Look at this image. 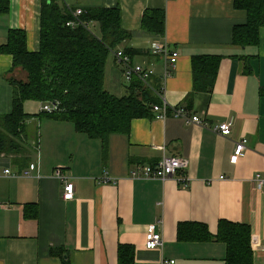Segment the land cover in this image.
Masks as SVG:
<instances>
[{
    "label": "crops",
    "instance_id": "1",
    "mask_svg": "<svg viewBox=\"0 0 264 264\" xmlns=\"http://www.w3.org/2000/svg\"><path fill=\"white\" fill-rule=\"evenodd\" d=\"M62 1L74 9L118 6L123 28L131 33L120 50H136L134 64L154 69L149 89L156 104L162 103L158 92L164 86L171 107L205 118L207 127L172 113L158 118L152 111L103 145L73 123L41 114L42 102L26 101L27 138L38 149L28 160L0 155V264H63L53 248L72 264H119L121 245L132 247L133 264H228L223 223L248 226L253 264H264V193L254 180L257 174L264 177V28L258 45H236L234 28L247 21V13L235 8V0ZM41 7L42 0H9V11L0 13V117L13 110L9 78L16 72L13 56L2 48L10 30L23 29L28 49H39ZM147 9L165 11L164 35L142 29ZM158 41L179 54L165 81L164 59L151 51ZM201 56L220 59L208 89ZM123 70L112 52L107 88L117 97L131 85ZM226 121L232 124L229 136L213 130ZM244 139L247 148L234 162L237 142ZM163 155L187 160L178 174L189 178L187 185L132 177L133 170L154 165ZM32 162L38 172L25 176ZM57 168L72 177V200L63 198L64 184L53 175ZM106 175L112 182L99 181ZM151 225L162 234L160 248L145 245ZM200 227L207 238L194 237Z\"/></svg>",
    "mask_w": 264,
    "mask_h": 264
},
{
    "label": "trees",
    "instance_id": "2",
    "mask_svg": "<svg viewBox=\"0 0 264 264\" xmlns=\"http://www.w3.org/2000/svg\"><path fill=\"white\" fill-rule=\"evenodd\" d=\"M234 5L247 13V21L234 28V43L242 47L258 45L264 28V0H235ZM72 9L62 0H42L37 51L28 49L25 30L9 32L2 51L13 56L12 71L24 72L26 78H9L13 87V110L0 117V155L28 160L30 153L37 151V142L30 143L26 133V123L31 117L24 110L28 100L56 107L52 116L73 123L77 131L101 140L103 145L111 134L127 132L133 119L152 115V106L157 100L150 87L139 78L131 82L128 93L122 97L114 96L107 88L109 56L131 38V33L123 28L120 8H84L80 20L89 27L67 25L74 19ZM8 11L9 0H0V13ZM141 26L151 34L164 35L165 11L147 9ZM123 52L131 58L137 54L131 49ZM198 59L206 64L204 89H208L214 84L220 59L210 56ZM41 114L49 113L42 111ZM221 225L223 229L226 227L221 230V237L228 247V264H253L249 227L232 223ZM197 233L196 239L208 237L201 227ZM52 253L61 257L63 264H72L59 248H53ZM119 258V264H133L132 247L121 245Z\"/></svg>",
    "mask_w": 264,
    "mask_h": 264
},
{
    "label": "built area",
    "instance_id": "3",
    "mask_svg": "<svg viewBox=\"0 0 264 264\" xmlns=\"http://www.w3.org/2000/svg\"><path fill=\"white\" fill-rule=\"evenodd\" d=\"M74 19L70 20L67 25L75 27L77 25H84L89 27L88 24H83L80 20V16L84 13L83 8L72 9ZM151 51L153 54L161 55L164 59V71H163V80L165 81L171 75V69L175 68L176 59L178 57V52L171 50L167 43L163 41L155 42L152 45ZM114 54L119 62L124 68L123 75L126 82L131 83L135 78L142 80L147 86L152 88L151 77L154 75V69L152 67L146 66L143 63H136L132 61V58L125 55L122 50L114 51ZM172 66V68H171ZM161 97L162 103L155 104L152 106V111L156 114L158 118H166L170 113L175 117L185 120L188 124H198L203 127H207V122L205 118L193 114L191 111L187 110L184 107H171L164 96V86H162L158 92ZM56 107L46 104L43 105L42 111L53 114L56 111ZM58 111V110H57ZM213 130L220 135L229 136L232 132L231 122H221L213 127ZM247 148V140L237 142L235 148V154L233 161L237 162L243 151ZM188 164L187 160L171 155H163L162 158L154 165H143L139 166L132 171L133 178H145V179H158L162 181L167 180H178L180 183L187 185L189 178L179 179L178 174L182 168L186 167ZM39 166L36 163H30L27 170L24 171L25 176H31L34 172H38ZM6 173H9L10 170H5ZM58 180L64 184V193L63 198L65 200H72L74 198V184L71 182L72 177L68 175L63 169L57 168L53 174ZM257 189L264 193V177L260 174H257L254 178ZM102 183L112 182L111 178L107 175L99 180ZM145 245L149 249L160 248L163 246V237L162 234L157 231L155 225H151L146 233ZM175 261L172 260L170 264H173Z\"/></svg>",
    "mask_w": 264,
    "mask_h": 264
},
{
    "label": "rangeland",
    "instance_id": "4",
    "mask_svg": "<svg viewBox=\"0 0 264 264\" xmlns=\"http://www.w3.org/2000/svg\"><path fill=\"white\" fill-rule=\"evenodd\" d=\"M15 76L19 79H25L26 78V74L24 72H15ZM31 113H35V110L33 108H31L30 110ZM41 125V124H40ZM36 155V153H35ZM35 155L33 154V158L35 159Z\"/></svg>",
    "mask_w": 264,
    "mask_h": 264
}]
</instances>
